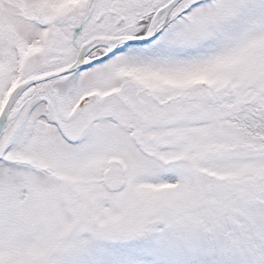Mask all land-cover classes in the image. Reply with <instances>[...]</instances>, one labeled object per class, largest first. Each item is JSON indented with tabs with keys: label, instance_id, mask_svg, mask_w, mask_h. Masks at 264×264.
<instances>
[{
	"label": "snow or ice",
	"instance_id": "1",
	"mask_svg": "<svg viewBox=\"0 0 264 264\" xmlns=\"http://www.w3.org/2000/svg\"><path fill=\"white\" fill-rule=\"evenodd\" d=\"M0 264H264V0H0Z\"/></svg>",
	"mask_w": 264,
	"mask_h": 264
}]
</instances>
